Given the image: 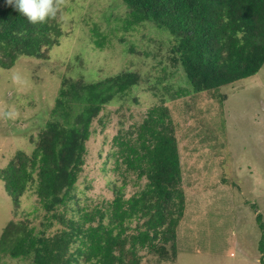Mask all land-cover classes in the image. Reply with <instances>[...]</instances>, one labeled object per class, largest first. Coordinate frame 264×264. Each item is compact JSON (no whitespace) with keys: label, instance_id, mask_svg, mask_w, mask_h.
<instances>
[{"label":"rangeland","instance_id":"374dc122","mask_svg":"<svg viewBox=\"0 0 264 264\" xmlns=\"http://www.w3.org/2000/svg\"><path fill=\"white\" fill-rule=\"evenodd\" d=\"M127 12L121 0H65L56 16L64 37L49 57L21 56L10 69L0 68V168L16 150L31 153V137L48 119L63 75L96 81L137 72L139 84L101 112L104 125L93 122L67 216L78 219L83 210L103 206L123 183L124 165L116 169L111 155L118 119L127 126L163 103L177 139L184 210L175 250L171 243L158 246L139 264H264L256 220L260 213L264 223V64L216 93H195L172 59L169 34L151 22L126 28ZM94 26L105 34L102 49L91 43ZM125 185V196L138 189L130 178ZM37 201L31 189L14 206L0 180V234L10 220L45 228ZM58 227L54 222L46 231ZM0 264L27 263L3 255Z\"/></svg>","mask_w":264,"mask_h":264},{"label":"trees","instance_id":"16d2710c","mask_svg":"<svg viewBox=\"0 0 264 264\" xmlns=\"http://www.w3.org/2000/svg\"><path fill=\"white\" fill-rule=\"evenodd\" d=\"M121 1L128 8L126 28L151 22L169 34L172 59L195 93H216L255 75L264 64V0ZM91 32V43L102 49L105 34L96 26ZM63 37L56 17L33 24L0 0V68L10 69L21 56L46 59ZM140 79L132 71L96 81L62 76L48 119L31 137V153L16 150L0 168L14 206L32 189L48 222L41 223L43 229L25 220L7 222L0 234V258L8 255L27 264H139L145 252L158 246L171 243L175 250L184 196L175 130L163 103L127 126L123 116L118 119L111 155L116 169L124 165L119 172L123 183L103 206L83 210L78 219L67 216L93 122L104 125L106 104L124 98ZM128 178L138 189L125 196ZM256 220L263 253L260 213ZM54 222L59 227L48 233Z\"/></svg>","mask_w":264,"mask_h":264},{"label":"clouds","instance_id":"9594fccd","mask_svg":"<svg viewBox=\"0 0 264 264\" xmlns=\"http://www.w3.org/2000/svg\"><path fill=\"white\" fill-rule=\"evenodd\" d=\"M15 10L25 16L31 23H44L55 18L65 0H7Z\"/></svg>","mask_w":264,"mask_h":264},{"label":"crops","instance_id":"0c3cea01","mask_svg":"<svg viewBox=\"0 0 264 264\" xmlns=\"http://www.w3.org/2000/svg\"><path fill=\"white\" fill-rule=\"evenodd\" d=\"M160 249V248H159ZM155 250H158V248H156ZM262 254V253H261Z\"/></svg>","mask_w":264,"mask_h":264}]
</instances>
